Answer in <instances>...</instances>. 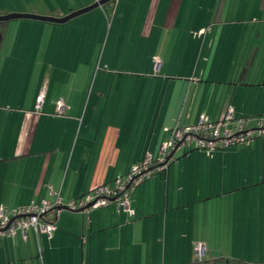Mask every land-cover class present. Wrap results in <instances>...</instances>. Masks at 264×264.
<instances>
[{
    "label": "crops",
    "instance_id": "crops-1",
    "mask_svg": "<svg viewBox=\"0 0 264 264\" xmlns=\"http://www.w3.org/2000/svg\"><path fill=\"white\" fill-rule=\"evenodd\" d=\"M115 1L111 16L104 6L97 14L114 26L110 48L120 42L127 51L108 55L96 85V75L91 84L79 83L76 64L77 50L94 46L91 25L45 21L59 30L49 42L32 38L43 36L46 25L21 23L20 53L0 56V205L77 202L145 155L155 156L175 125L195 123L202 114L215 120L228 106L236 117L264 116V55L242 67L235 40L223 34L228 27L222 25L236 21L227 18L232 0H218L215 12L206 8L210 0L202 7L205 0L196 7L192 0ZM207 13L230 53L220 49L213 70L189 71V62L176 72L183 66L174 70L175 61L188 57L191 15L198 21ZM12 44L7 39L5 50ZM59 98L66 105L62 115L55 113ZM177 150L167 168L133 187L128 211L115 202L61 208L49 236H36L31 227L26 238L18 231L2 235L0 264H184L200 231L218 242L206 257L251 264V239L264 233V217H252L264 213V138L209 154Z\"/></svg>",
    "mask_w": 264,
    "mask_h": 264
},
{
    "label": "rangeland",
    "instance_id": "rangeland-1",
    "mask_svg": "<svg viewBox=\"0 0 264 264\" xmlns=\"http://www.w3.org/2000/svg\"><path fill=\"white\" fill-rule=\"evenodd\" d=\"M93 1L94 0H0V12H31L51 16V14L68 13L69 11L87 5ZM115 2V0H110V2L106 5H99L89 11L72 17L67 22H65V24H76L82 27L86 25H91L94 29V36L92 37L94 46L90 49H85L84 51L77 50V56L80 55V57L76 64L77 67L82 70V72L80 73V78L78 79L80 84H83L86 81L91 84L96 75L94 82V85H96L100 75L102 74V71L106 69L104 63L108 59V55L115 59V56H124L126 54L127 46H120V42L118 43L119 45L110 48L112 35L114 32V26L109 29L108 19L106 20L104 18H101L97 14V8L104 6V10H107V16H111V10L112 7L115 5ZM198 2L200 3L201 1L192 0L190 4L196 7ZM217 2L218 0L216 1V3L210 0V6L206 8H208L210 12H215L218 6ZM207 3L208 0H205L204 3L201 2L200 7H202V5H207ZM187 4L189 5V3ZM193 17L194 15L192 14L189 21L191 23L190 31L188 33L189 45L185 52L187 54L186 56L188 57L185 58L183 63L175 61L174 70H176L179 66L181 67V65L183 66L182 68H179L176 72H185L186 66L189 64V62V71H192L195 67L196 71L198 72L200 70V67L204 65H206L208 69L213 70L216 66V63L214 62L215 58L220 56L221 53L223 54L224 52H226V50L228 54L230 53L229 49H227V44L226 46L220 45L223 39H220L218 41L216 40L215 29L217 26L216 24L209 23L213 22V18L211 19V21L209 20V13H207L206 18H203L202 20H193ZM227 18H233L234 20H236L234 24L237 22L238 25H234L233 23V25H222L224 26L223 29H227L228 27V31L226 33L224 32L223 34L226 35V39L230 38L231 40H235L234 43L236 44V49L233 54L237 55L240 61L243 59L242 67L245 66L247 68L261 55H264V0H232V3H230V12L227 15ZM7 22L8 27L4 37L3 47L0 51L1 57L5 56L6 54L12 55V53L17 56V54L20 53L18 51V48L16 49V42L20 41L22 38L23 29L21 23H40L44 26L46 25L47 28L44 32V35L40 36L37 32V34L32 37L33 39H38L40 37V39L43 38L50 42L56 37V34L59 31L55 28L57 24H50L49 22L39 21L36 19L12 18L9 19ZM197 22L198 26L202 22L203 24L197 30L192 29V24H194L195 27ZM81 36L82 32L78 34L79 39L81 38ZM186 38L187 35L184 37V39ZM222 38H225V36H223ZM7 39H10L11 41L13 40V44L11 47L12 50L10 49L9 51L8 48L5 50L4 46ZM59 41H63V38L60 37ZM182 49L183 47L180 48L179 52H181ZM220 49L222 50L221 53ZM63 56L64 53L62 54V57ZM187 58H189L190 60H187ZM81 59L83 60L80 61ZM72 60L75 61V59ZM91 61L92 66L90 67ZM245 61L248 63V65L247 63H244ZM48 65L51 64L48 63ZM110 65L113 66L114 64L110 63ZM45 67L46 66H44V68ZM15 91L17 90L14 89V92ZM254 138L262 139L261 137ZM177 152H180V150H177ZM252 217H264V213L258 215L256 212H254ZM203 219L208 220L207 217H203ZM201 234V231L193 234L194 239H191V246L189 249L190 259L184 264H192V259L194 261H199L200 259H214L215 256L206 257L205 255H207L210 250L212 251L213 249H215V243L218 242L215 241L213 235L206 236V232H204L203 235ZM257 235L259 234L254 233V238L251 239L252 244L250 245L246 253L248 254V256H251L253 258V261L250 262L251 264H264V233H262V236L260 237ZM180 241V238H176L174 240V245H177L176 243ZM197 243L201 244L200 250L196 247ZM217 249H219V247H217Z\"/></svg>",
    "mask_w": 264,
    "mask_h": 264
},
{
    "label": "built area",
    "instance_id": "built-area-1",
    "mask_svg": "<svg viewBox=\"0 0 264 264\" xmlns=\"http://www.w3.org/2000/svg\"><path fill=\"white\" fill-rule=\"evenodd\" d=\"M42 99L41 90L35 98L36 107L41 105ZM65 109L64 101L57 99L55 113L64 114ZM254 137L264 138L262 115L236 117L231 106H228L215 120L202 114L195 123L175 125L171 128L168 138L159 144L155 156L145 155L140 161L132 163L126 173L116 175L111 185L103 183L85 193L77 202L62 203L58 199L49 202L42 199L39 203L30 202L27 205L11 208L0 205V237L18 231L22 238H26L27 227H31L36 236L39 233L49 236L54 228L53 219L61 208L81 209L115 202L128 211L133 187L154 173L167 168L173 158L170 153L175 147L187 150L201 149L209 154L215 149L235 146ZM87 205L89 206L86 207ZM200 245V243L196 245L199 250Z\"/></svg>",
    "mask_w": 264,
    "mask_h": 264
},
{
    "label": "water",
    "instance_id": "water-1",
    "mask_svg": "<svg viewBox=\"0 0 264 264\" xmlns=\"http://www.w3.org/2000/svg\"><path fill=\"white\" fill-rule=\"evenodd\" d=\"M107 1H109V0H94L93 2H91L87 5H84L82 7L74 9L72 11H69L68 13H65L61 16L42 15V14L31 13V12H7V13L0 14V21L9 20L12 18H30V19L49 21V22L63 23V22H66L67 20H69L70 18H72L76 15H79L81 13H84L86 11H89V10L99 6V5L104 4ZM177 149L178 148L175 147L171 151L170 155L173 156ZM89 205H87L86 207H88ZM81 209L83 210L84 208H81Z\"/></svg>",
    "mask_w": 264,
    "mask_h": 264
},
{
    "label": "trees",
    "instance_id": "trees-1",
    "mask_svg": "<svg viewBox=\"0 0 264 264\" xmlns=\"http://www.w3.org/2000/svg\"><path fill=\"white\" fill-rule=\"evenodd\" d=\"M110 2L107 1L103 5H106ZM8 20L0 21V32L2 33L4 31V26ZM192 264H240V261L235 259H200L199 261H191Z\"/></svg>",
    "mask_w": 264,
    "mask_h": 264
}]
</instances>
